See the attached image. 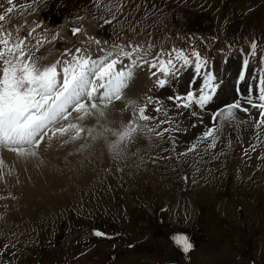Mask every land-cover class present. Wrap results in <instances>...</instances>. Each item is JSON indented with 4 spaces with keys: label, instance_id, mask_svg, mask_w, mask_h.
<instances>
[{
    "label": "rangeland",
    "instance_id": "rangeland-1",
    "mask_svg": "<svg viewBox=\"0 0 264 264\" xmlns=\"http://www.w3.org/2000/svg\"><path fill=\"white\" fill-rule=\"evenodd\" d=\"M30 1L18 0V12H9L12 4L0 0V32L10 34L9 47L22 39L40 67L56 64L58 72L61 63L90 54L109 62L128 48L123 40L112 41L121 29L146 49L135 53L139 77L121 94L132 88L138 93L124 105L128 117L107 125L105 140L97 130L106 121L70 108L56 124L57 138L67 139L56 145L63 152L45 165L55 179L41 177L40 185L31 178L20 185L0 181V264H264V133L255 126L261 138L253 142L255 133L247 139L235 119L222 115L238 104L234 115L246 113L255 125L261 119V109L253 105L262 103L264 0ZM66 20L79 31L65 32L60 24ZM147 48L156 52L153 57ZM177 51L188 57L187 64L175 59ZM193 52L205 62L199 71ZM17 55L5 52L7 58ZM169 55L168 74L152 67ZM116 58L120 62L124 56ZM201 73L214 77L207 88ZM138 78L141 87L134 84ZM189 78L195 82L186 85ZM213 85L212 99L203 107L186 99ZM171 106L177 118L190 120L197 138L216 129L214 146L210 139L202 150L199 142L192 141L191 148L174 143ZM141 108L151 119L139 118ZM72 114H77L75 134L71 127L60 131ZM133 123L130 136L120 141ZM53 135L54 129L45 138ZM168 229L186 233L196 247L181 253Z\"/></svg>",
    "mask_w": 264,
    "mask_h": 264
},
{
    "label": "snow or ice",
    "instance_id": "snow-or-ice-1",
    "mask_svg": "<svg viewBox=\"0 0 264 264\" xmlns=\"http://www.w3.org/2000/svg\"><path fill=\"white\" fill-rule=\"evenodd\" d=\"M11 3V0H9ZM12 11L11 8L8 9ZM4 16L0 15V21ZM78 29H73L76 33ZM98 43V42H97ZM10 44V34L0 32V147L11 149L19 155H35L34 149L38 147L40 141L47 134V130L56 125L61 119L66 118L68 110L71 108L77 112L85 110L84 101L91 102V109H97L99 105L110 102L113 99H120L122 91L127 87L128 82L133 76L129 70L116 71L115 66L118 59H111L106 62L107 57L100 60L89 58L73 57L72 61L65 62L66 66L62 69V79L57 72L56 64L52 66L40 67L37 59L30 54H26L23 44L24 41L17 38L15 44ZM253 54L256 44L251 45ZM139 49L133 47L131 51L118 50L117 55L121 54L132 60L133 67L136 61L133 59L134 53ZM5 52L11 57L13 53L18 55L15 58H7ZM79 53L80 50L76 49ZM27 55V59L25 56ZM109 56L112 54L109 53ZM199 63H196L197 71L200 70L201 63L199 54L192 53ZM176 60H183L188 63V57L182 52H175ZM171 55L167 61L160 60L159 64H152V67H159L160 71L168 74L172 66ZM247 61H245V64ZM243 79V76H241ZM214 80L211 75L206 76L205 87ZM164 80L159 81L163 87ZM259 100L262 102L253 107L261 109V119L257 127L264 133V79L260 80ZM103 91L97 96L100 90ZM215 91L213 85L207 93L201 90L198 98L194 99L191 92L186 97L187 100L203 107L211 99V92ZM252 103L251 98L248 101ZM188 107V104L184 105ZM239 108L238 104H233L225 110L226 119L233 117V109ZM145 108L139 110V118L147 121L151 117L145 115ZM159 111V109H157ZM246 111V109H245ZM223 115V113H222ZM74 127V126H73ZM135 124L129 125L119 136L123 141L128 138L134 129ZM60 131H63L62 129ZM214 129L205 133V138L210 139L214 146ZM260 139L261 137H257ZM95 235L102 236L103 233L96 232ZM174 244L183 252L191 250L192 244L188 237L183 234L173 235Z\"/></svg>",
    "mask_w": 264,
    "mask_h": 264
},
{
    "label": "bare ground",
    "instance_id": "bare-ground-1",
    "mask_svg": "<svg viewBox=\"0 0 264 264\" xmlns=\"http://www.w3.org/2000/svg\"><path fill=\"white\" fill-rule=\"evenodd\" d=\"M82 58H89L91 60H99V59H95V57L91 54L88 56L82 57ZM131 63H132V60H129L127 58L124 61H122L119 65L115 66L116 71L129 70V69L132 72L134 71V76H132L131 80L128 82L127 87H128V85L131 84L133 79L136 78L137 76L139 77V74H140L138 72L139 71L138 66L136 65L133 67V65ZM61 64H62L61 65L62 68L61 67L58 68V73L60 74L59 78L62 79V69H63V67L66 66V64H64V65H63V63H61ZM202 77H204V75L200 76V78H202ZM142 79L144 80V76ZM142 79H140V78L136 79L134 84L137 87H141L142 82H143ZM202 82H205V80H203ZM127 87L124 89V91H122V94L126 91ZM102 91H103V89H101L100 92L97 93V96H99ZM220 91L223 92L224 90L219 89V92ZM137 94L138 93H134V88H132L128 93L122 95L120 97V99H117L114 102V104L108 105L109 102H105L104 104L99 105V107L97 109H91V107H90L91 102L85 101V103H86L85 106H86L87 111L81 110V111H79L78 114H83L84 112H89L92 114V116L96 115L98 117L97 118L98 120L106 121L97 130V132L101 136L100 139L102 140V139H104L103 131L107 125H109V127H113V126L115 127L116 125H113V123L119 125L122 121H125V119H127L128 116H127L126 110L124 108V105H126L125 103L128 99L135 98L137 96ZM220 94H222V93H220ZM231 97H232V95L227 99H230ZM222 100H226V99H222ZM110 103H111V101H110ZM111 106H113V107H111ZM174 109L175 108L173 106H171L170 113H172V114H170L168 111L171 118L174 116V125L173 126H172L173 118L171 120L172 121L171 122L172 141L174 143L176 141L178 146H184L185 148H188V147L191 148L192 141L199 142L201 145V150H202L204 144L207 141H209V139L197 138L198 132H196L195 130L189 129V124H190L189 121L190 120L188 121V119L185 116H183V117L180 116L177 118L176 115H173ZM225 110L222 111L223 114L226 113ZM75 115H77V114H72L70 116V118L68 119L67 124L64 126L62 125V130H65V128H67L69 130L70 127L73 129V126L75 123L74 122L75 121V119H74ZM232 118L235 119V122H236L238 128L244 132V134H245L244 136H246L247 139L250 138V135L252 137V134L255 133V131H256V128H254V127L257 126V125H255L253 119H250L246 115V113L243 115L242 114H235ZM59 128H60L59 126L54 125L52 128L49 129V130H51V132H52V129H54V135L49 137L50 139L45 138V136L47 134L51 133L49 130H47V134L40 141L38 147H36L34 149L36 154L35 155H28V159L26 161H23L22 159H20L19 158L20 156L18 154H13V155H10L9 153L6 154L5 151L6 150L9 151L11 149L1 147V149H0V181H8L10 184H14V185L19 184L20 185V183H22V182L26 183L27 180L31 178V180L33 182H36L37 185H40L41 184L40 183L41 177L43 178L44 181H49L51 179V177H54L53 179H55L56 174H53L50 171H48L49 169L46 166L50 167V162H53V161L56 162V159H55L56 153L59 154V156H60L61 153L63 152L62 151L59 153V150H57V148H56V145L58 147L59 143L62 140H64V141L67 140L65 138H57L59 135V131H58ZM77 129H79V127H77ZM212 129H214V128H212ZM214 130H216V129H214ZM75 131H76V129H73L74 134H75ZM216 132H217V130H216ZM216 132L214 131V133H216ZM74 134L69 135L68 141L73 139ZM257 137H258L257 133H255V135L253 137V142L259 141ZM260 142L262 143V141H260ZM86 146L91 147L88 144ZM193 148H194L193 152L201 153L200 151H198L199 148L197 151L195 150L196 147L193 146ZM70 150H72V149H70ZM195 247L196 246H194V248Z\"/></svg>",
    "mask_w": 264,
    "mask_h": 264
}]
</instances>
